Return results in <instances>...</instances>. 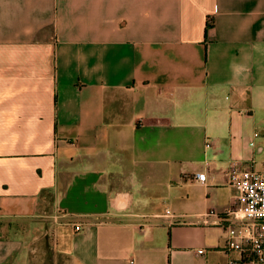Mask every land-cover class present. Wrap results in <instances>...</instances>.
<instances>
[{"label": "crops", "instance_id": "obj_1", "mask_svg": "<svg viewBox=\"0 0 264 264\" xmlns=\"http://www.w3.org/2000/svg\"><path fill=\"white\" fill-rule=\"evenodd\" d=\"M232 162L264 170V0H0V264H227Z\"/></svg>", "mask_w": 264, "mask_h": 264}, {"label": "built area", "instance_id": "obj_2", "mask_svg": "<svg viewBox=\"0 0 264 264\" xmlns=\"http://www.w3.org/2000/svg\"><path fill=\"white\" fill-rule=\"evenodd\" d=\"M210 143L207 141V146ZM192 177L201 183L206 181L205 172H196ZM227 177L237 195L235 203L221 211L232 218L225 227L228 233L225 249L227 253L236 252L238 255L229 259L227 264H264V170L242 168L238 162H232ZM218 213L211 211L206 215L217 216ZM75 229L79 230L80 226ZM198 252L202 253V250Z\"/></svg>", "mask_w": 264, "mask_h": 264}, {"label": "rangeland", "instance_id": "obj_3", "mask_svg": "<svg viewBox=\"0 0 264 264\" xmlns=\"http://www.w3.org/2000/svg\"><path fill=\"white\" fill-rule=\"evenodd\" d=\"M37 257H39L37 264H46L45 260H49L48 261L49 264H52L54 261H56V259L53 257L51 252H48V253L39 252V253H37Z\"/></svg>", "mask_w": 264, "mask_h": 264}]
</instances>
